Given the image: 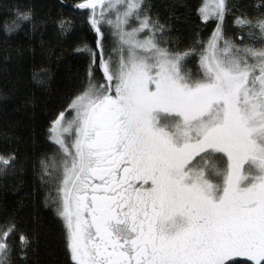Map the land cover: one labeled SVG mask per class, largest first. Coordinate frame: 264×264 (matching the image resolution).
I'll list each match as a JSON object with an SVG mask.
<instances>
[{
    "label": "snow or ice",
    "instance_id": "6c2138e0",
    "mask_svg": "<svg viewBox=\"0 0 264 264\" xmlns=\"http://www.w3.org/2000/svg\"><path fill=\"white\" fill-rule=\"evenodd\" d=\"M60 6L68 14L43 23L61 35L86 26L91 43L73 50L86 68L31 168L64 264H264V0L193 4L189 43L170 38L152 0ZM7 12L5 44L21 21L35 29L33 7ZM17 165L0 154V176ZM38 239L0 215V264H32Z\"/></svg>",
    "mask_w": 264,
    "mask_h": 264
},
{
    "label": "trees",
    "instance_id": "16d2710c",
    "mask_svg": "<svg viewBox=\"0 0 264 264\" xmlns=\"http://www.w3.org/2000/svg\"><path fill=\"white\" fill-rule=\"evenodd\" d=\"M201 0H152L162 20L169 24V36L181 43L193 38L191 6ZM259 4L260 0H250ZM73 0H63L71 5ZM33 7L36 27L21 21V27L5 44L0 34V154L15 152L16 169L8 176H0V215L15 213L28 228L39 233L32 264H64L60 227L51 212L43 207V195L38 188L31 161L49 147L45 132L57 107L59 95L84 72L86 61L75 53L81 42L91 43L85 27L61 35L55 26L43 21L56 17L62 8L61 0H0V26L11 23L14 12L9 6ZM210 27L200 29L202 36L210 34ZM19 49V52H17ZM5 51L10 58L5 59ZM191 67V65H190ZM41 68L49 70L47 87L34 83L32 74Z\"/></svg>",
    "mask_w": 264,
    "mask_h": 264
}]
</instances>
